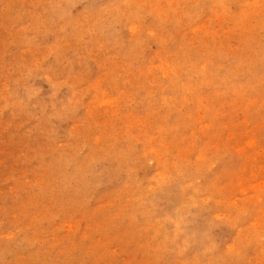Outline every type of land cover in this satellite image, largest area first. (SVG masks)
I'll return each instance as SVG.
<instances>
[{
    "label": "rangeland",
    "instance_id": "obj_1",
    "mask_svg": "<svg viewBox=\"0 0 264 264\" xmlns=\"http://www.w3.org/2000/svg\"><path fill=\"white\" fill-rule=\"evenodd\" d=\"M0 264H264V0H0Z\"/></svg>",
    "mask_w": 264,
    "mask_h": 264
}]
</instances>
